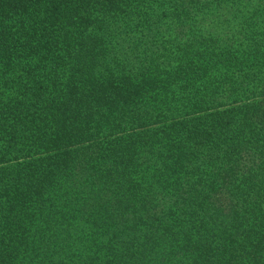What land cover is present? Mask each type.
<instances>
[{
    "label": "trees",
    "instance_id": "1",
    "mask_svg": "<svg viewBox=\"0 0 264 264\" xmlns=\"http://www.w3.org/2000/svg\"><path fill=\"white\" fill-rule=\"evenodd\" d=\"M0 264H264V0H0Z\"/></svg>",
    "mask_w": 264,
    "mask_h": 264
}]
</instances>
